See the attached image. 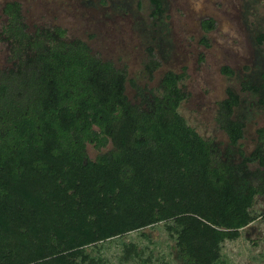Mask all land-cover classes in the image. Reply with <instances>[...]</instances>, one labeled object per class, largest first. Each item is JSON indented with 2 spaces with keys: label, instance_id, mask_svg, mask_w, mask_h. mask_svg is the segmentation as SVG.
Segmentation results:
<instances>
[{
  "label": "trees",
  "instance_id": "obj_1",
  "mask_svg": "<svg viewBox=\"0 0 264 264\" xmlns=\"http://www.w3.org/2000/svg\"><path fill=\"white\" fill-rule=\"evenodd\" d=\"M150 2L161 15L163 0ZM3 14L10 66L0 69V264H108L103 243L158 224L178 264H222L223 244L241 237L264 198V128L247 154L240 95L229 88L217 104L224 147L181 114L184 72L138 88L132 102L126 69L62 27L30 31L19 1ZM215 26L202 22L206 32ZM222 73L234 75L227 66ZM247 89L263 91L264 105V84ZM145 249L124 244L121 264H148Z\"/></svg>",
  "mask_w": 264,
  "mask_h": 264
},
{
  "label": "rangeland",
  "instance_id": "obj_2",
  "mask_svg": "<svg viewBox=\"0 0 264 264\" xmlns=\"http://www.w3.org/2000/svg\"><path fill=\"white\" fill-rule=\"evenodd\" d=\"M9 1L14 0H0V69L10 66L1 35L3 6ZM15 1L21 3L30 31L62 27L67 39L86 42L103 60L126 69V94L132 102L138 101V88L156 89L166 72H184L181 87L187 97L181 114L200 135L224 147L228 137L216 122L217 104L233 89L241 97L236 113L246 123L242 149L247 154L253 149L257 130L264 128L263 91L243 87L264 84V0H163L161 15L154 14L150 0ZM206 19L215 21L214 30L202 28ZM153 62L158 67L151 76ZM224 66L234 75L223 74ZM88 154L95 159L98 152L88 145ZM253 214L256 220L241 237L223 244L222 264H264V198L257 197ZM128 243L146 248L148 264H178L164 224L107 241L101 255L108 264H121Z\"/></svg>",
  "mask_w": 264,
  "mask_h": 264
}]
</instances>
